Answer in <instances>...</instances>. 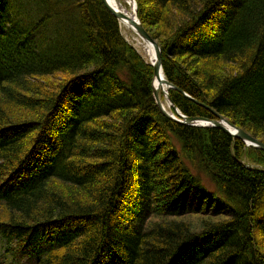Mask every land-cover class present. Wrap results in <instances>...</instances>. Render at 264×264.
Here are the masks:
<instances>
[{
  "label": "trees",
  "instance_id": "trees-1",
  "mask_svg": "<svg viewBox=\"0 0 264 264\" xmlns=\"http://www.w3.org/2000/svg\"><path fill=\"white\" fill-rule=\"evenodd\" d=\"M136 2L180 111L264 142V0ZM154 72L102 0H0V264H264V151Z\"/></svg>",
  "mask_w": 264,
  "mask_h": 264
},
{
  "label": "water",
  "instance_id": "water-1",
  "mask_svg": "<svg viewBox=\"0 0 264 264\" xmlns=\"http://www.w3.org/2000/svg\"><path fill=\"white\" fill-rule=\"evenodd\" d=\"M105 4V6L108 8L110 12H112L118 19L121 21L122 19H128L130 21V24L134 25L133 29L146 41L151 42L156 50L157 54V62L155 64H152L154 67L155 71V77L159 75L160 70H163V65H162V52H161V47L158 44V42L150 36V34L147 32L146 28L142 25L140 22L137 14L136 17L137 19H131L127 18L125 14L122 12L116 10L109 2L108 0H102ZM164 71V70H163ZM165 83L168 85L169 89L165 94L166 99L170 102L171 104V111L166 109L164 106L161 96H160V91L154 87V99L161 109V111L168 116L169 118L186 124V125H192V126H214L223 129L225 132H227L229 135H231L234 138H239L243 141H245L248 145H251L253 147H257L259 149L264 150V143L261 141L257 140L253 135L250 133L246 132L245 130L241 129L240 127L236 126L232 122H230L229 119H227L225 116L222 114L218 113L215 111L217 118L214 120H210L208 118L204 117H188L184 115L179 108L174 104L170 94L169 90L174 87V85L167 79L165 78ZM154 86V85H153ZM188 97H190L188 94H186ZM191 98V97H190ZM226 124H229L234 130H231L226 126Z\"/></svg>",
  "mask_w": 264,
  "mask_h": 264
},
{
  "label": "rangeland",
  "instance_id": "rangeland-1",
  "mask_svg": "<svg viewBox=\"0 0 264 264\" xmlns=\"http://www.w3.org/2000/svg\"><path fill=\"white\" fill-rule=\"evenodd\" d=\"M117 5H118V8L120 10H123L125 11L126 13L128 14H131V5L129 3L128 0H117ZM133 6H134V9H135V13L137 14V2L136 0H133ZM138 16V15H137ZM119 20V19H118ZM140 20V19H139ZM120 22V26H121V30H122V34L124 35V37L126 38V40L128 41V43H130L139 53L140 55H142V57L145 59L146 62L150 63V60H148V58L145 56V52L143 50V48L139 45L138 43V40L137 39H141L142 41L145 40L143 39L136 31H133L132 29H130L129 27H127L125 24H121V21ZM141 22V21H140ZM155 28V27H153ZM152 28V29H153ZM148 32V31H147ZM149 33V32H148ZM150 34V33H149ZM151 37H153L151 34H150ZM154 38V37H153ZM156 40V39H155ZM146 41V40H145ZM157 41V40H156ZM158 42V41H157ZM159 44V43H158ZM146 45V44H145ZM160 45V44H159ZM161 52H162V49H161ZM152 65V63H150ZM164 70V69H163ZM154 80H155V72H154ZM153 85H154V82H153ZM167 92V91H166ZM165 92V93H166ZM161 93V92H160ZM165 93L161 95V99H162V102L164 103V105L166 106V108L168 110L171 111V108L169 107V104H168V100L166 99L165 97ZM255 138L259 141H261L262 143H264L262 141L261 138H258L255 136ZM261 139V140H260ZM243 141V140H242ZM245 143V146L247 147H253L251 145H248L245 141H243ZM257 148V147H255ZM259 149V148H258ZM262 150V149H261ZM264 151V150H263ZM192 222H194L195 224L197 225H200V218L199 216H190L188 217ZM46 246H42V250H46ZM3 252V241L1 240L0 238V255L2 254ZM21 264H37V252H34L30 255H28L27 257H25Z\"/></svg>",
  "mask_w": 264,
  "mask_h": 264
},
{
  "label": "bare ground",
  "instance_id": "bare-ground-1",
  "mask_svg": "<svg viewBox=\"0 0 264 264\" xmlns=\"http://www.w3.org/2000/svg\"><path fill=\"white\" fill-rule=\"evenodd\" d=\"M129 1V3H130V5H131V14H128V13H126L125 11H123V10H120L119 8H118V5H117V0H108V2L114 7V8H116V10H118V11H120V12H122L123 14H125L126 16H127V18H131V19H137V17H136V13H135V9H134V6H133V0H128ZM121 23H122V25L123 24H125L127 27H129L130 29H132L133 31H135L134 29H133V27H134V25H132V24H130V21L128 20V19H122L121 20ZM138 40V43H139V45L143 48V50H144V52H145V56L148 58V60H150V63H152V64H155V62H157V54H156V50H155V47H154V45L151 43V42H149V41H145V40H141V39H137ZM146 44V45H145ZM153 66V65H152ZM159 80H158V83H157V85H156V89H158L161 93H160V96H161V94L163 93H165L166 91H168V89H169V87H168V85L165 83V73H164V71L163 70H160V72H159ZM157 77V76H156ZM155 77V78H156ZM166 94V93H165ZM168 102V104H169V107L171 108V104H170V102L169 101H167ZM164 104V103H163ZM166 105V104H165ZM164 105V106H165ZM166 107V106H165ZM167 109V108H166ZM180 110V109H179ZM185 115V114H184ZM188 117H190V116H188ZM226 126L228 127V128H230L231 130H234V128H232L229 124H226ZM242 129V128H241Z\"/></svg>",
  "mask_w": 264,
  "mask_h": 264
}]
</instances>
